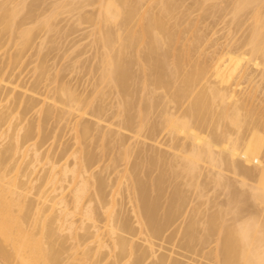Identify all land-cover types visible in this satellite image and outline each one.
Wrapping results in <instances>:
<instances>
[{
    "label": "bare ground",
    "instance_id": "bare-ground-1",
    "mask_svg": "<svg viewBox=\"0 0 264 264\" xmlns=\"http://www.w3.org/2000/svg\"><path fill=\"white\" fill-rule=\"evenodd\" d=\"M47 1H0V49L3 33L18 40L16 51L10 54L7 50V58L5 52L2 57L8 70L19 58L24 60L25 47L42 40L41 34L57 31L53 21L57 10L69 7L70 17L76 20L70 28L67 24L68 31L63 28L65 35L74 33L76 25L93 26L85 36L94 37L91 44L97 46V52L89 45L94 58L97 55L94 60L101 58L95 61L98 67L92 61L87 66L90 70L85 66V71L92 77L88 80L97 83L94 86L87 80L94 86L86 83L92 89L88 91V87V92H78L68 79L64 83L54 65L45 66L49 52L42 59L38 55L44 41L41 46L35 42L40 48L36 46L33 57L37 53L40 62H30L36 63L32 68L35 81L29 85L23 81L24 88L20 84L22 90L25 85L32 86L28 87L31 95L24 92L25 99L23 93L16 97L22 98L20 101H15L14 94L9 98L5 92L3 96V90L19 91V83L13 85L18 73L12 78L8 73L14 69L7 72L8 65L6 70L0 68V259L5 264H200L201 258L208 264H264V115L253 116L257 107L252 104L259 97L248 94L253 98L250 103L240 84L231 86L228 74L220 75L211 58L201 57L199 52V60L194 59L204 39L196 35L186 42L181 37L180 21L188 9L180 11L179 23L175 19L185 0H147L146 7L143 0ZM209 1L214 2L211 12L221 15H217L219 21L230 15L237 20L238 29L248 26L249 35L244 28L242 45L249 47L247 60L254 61L264 75V0L195 3L201 7ZM44 3H48L46 7ZM95 4H99L96 11H85ZM44 29L47 31L41 33ZM92 66L100 72L97 81L92 80L98 72L92 74ZM44 83L54 86L50 91L45 88L48 95L40 92ZM79 85L85 87V83ZM110 97L115 102L107 103ZM9 99H14V108L6 106ZM16 104L22 107L18 109ZM173 105H177L176 111ZM28 114L37 116L34 124L29 125L34 119L25 120ZM18 115L20 122L14 121ZM248 118L249 128L245 126ZM23 121L27 125H21ZM61 121H66L69 129L62 127ZM104 121L105 125L111 122L104 125L106 131ZM49 122L60 123L63 137L74 135L68 136L71 144L70 140L60 144L62 148L69 144L63 150L59 144L61 151L53 150L59 153L57 158L54 153L53 157L45 155L46 149L41 151L56 137ZM114 150L117 156L112 154ZM18 155L23 164L18 163ZM42 155L47 157L46 163ZM105 155L109 164L105 166L104 161L103 166ZM120 165L124 168L122 180L117 183L118 175L115 185H109L106 175H113L111 171ZM94 166L101 169L99 176ZM118 171L116 174L121 173ZM30 190L35 198H29ZM128 202L131 207L126 210ZM165 243L174 250L166 254ZM159 250L162 253L158 254Z\"/></svg>",
    "mask_w": 264,
    "mask_h": 264
},
{
    "label": "rangeland",
    "instance_id": "rangeland-1",
    "mask_svg": "<svg viewBox=\"0 0 264 264\" xmlns=\"http://www.w3.org/2000/svg\"><path fill=\"white\" fill-rule=\"evenodd\" d=\"M1 1V0H0ZM29 1V0H28ZM49 1V0H48ZM47 1V2H48ZM49 3V2H48ZM48 3H44L45 5V7H46V5L48 4ZM143 3L145 4V7L147 6V0H143ZM213 1H209V2H207V3H205L203 6H198L197 5V3H195V0H185V2L183 3V6L179 9V11L176 13V17H178V18H176L175 20H177V23H179L178 21L180 20V18H179V16L178 15H180L181 13H180V11H182V10H185V9H188V15L186 16V18L185 19H182L183 21H180V22H182L181 23V30H183L182 31V33H183V35H181V37L183 36V38H184V41L186 40V42L187 41H192V40H194V37L197 35V36H200V35H202V38L204 39V40H202L203 42L201 43V47L200 48H198L199 49V51H198V49L196 50V52H194V53H196V56H194V59H196V60H199V58L200 57H198L197 58V56H199V55H197V54H199V52H200V55H202L201 57H205V58H211L212 59V63L214 64V67H215V69L217 70V72L218 73H220V75H225V74H228V79H229V84L231 85V86H236V84H240V88L242 89V91H243V93H245L244 95H243V97H245L244 99H246V96H248V94L249 95H251L250 97H252V96H256V97H259V98H251V100L253 99V101H255L254 103H253V101H252V104H253V107H254V109L257 107V111L256 110H253V113L255 112V115H253V116H257L258 118H260V117H262L263 115H264V75H261L260 74V71L258 70V69H256L255 68V63H254V61H248L247 60V58H248V56H246L247 55V51H248V49H249V47L248 46H243L242 45V41H244V40H246V34H247V36L249 35L248 33H249V31H248V33H247V30L248 29H246V24H245V26H243L246 30H245V33L246 34H244V32H243V30H244V28L243 29H238V27H236V22H237V20H235V21H233L234 20V18L233 19H230L231 17H233V16H230L229 15V17L227 16L226 18L225 17H221L223 20H224V22H222L223 20L221 19L220 21L218 20L219 18L217 17V15H220V14H216V15H214V12L212 13L211 11H212V9H211V6L213 5ZM42 5H43V3H42ZM223 5V4H222ZM44 6H43V9H44ZM224 6V5H223ZM40 7H41V5H40ZM99 7V4H95L94 6H89V7H87L86 8V12L87 11H89L90 13L91 12H94V11H96L97 9L96 8H98ZM42 8V7H41ZM61 10H57V15L55 16V18H54V23L56 24V26H57V31H53V32H48L47 30H45L44 29V31L43 32H41V31H39V34H41V33H45V31H47L45 34H49L48 35V37H47V35H45V34H41V37L42 36H44L43 38H42V40L41 39H37L36 37L38 36V35H35V38L37 39V40H35L33 43H34V46L33 45H30L29 47H31V48H27V47H25V49H24V51L26 50V52H25V54H24V52L22 53V55L23 56H21V58L23 57V59L24 60H21L20 61V58H19V61H20V65L18 66V63H19V61H17V62H15V64L18 66V68H17V66H16V70H15V64L13 63V66H12V64H11V67H12V70L14 71H12L11 70V68H9L10 70H8V67H9V65L8 64H6V60H4L2 57L4 56V52H5V57H6V55L8 54V52H6L7 50L9 51V50H11L10 51V54H11V52H15L16 50H15V46H17V44H16V42L18 41L17 39H16V41L15 40H13V38H11V35L9 36V34H7L6 33V36H5V33H3V39H4V41H3V48L2 49H0V60H1V58H2V60L0 61V65H1V63L2 62H4L5 64H3L2 63V65L0 66V68L1 67H4L5 68V66L6 65H8V66H6V68H7V70H6V68H5V70L8 72H10V71H12V72H10V73H8L9 75L11 74V76H12V78H14V76L18 73V75L20 76L19 78H18V75H16L17 76V80H16V78H15V81H16V83L13 81V85H15L16 84V87H18L17 85V83H19V87L17 88L19 91H16V92H11V93H9L8 91H6V90H3L4 91V94H3V96L4 95H6L5 94V92H7V94H9V98H11V97H13V96H11L12 94H14V99H15V101H20V100H22V98L23 97H27L26 96V94H24V92H26L27 93V95H28V93H30L31 92V89H29L28 87H32V86H28L29 84H31V82H33V81H35V79H36V76H34V75H36V74H34V70L32 71V68L34 69V65L36 64H32V63H30L31 61L33 62V61H35V60H37V61H39L40 62V59H39V57L37 58V53H36V56H34L33 57V55H35L34 53L36 52V46L37 45H35V42H36V44L38 43L39 45L44 41V43H43V47L41 46V48L43 49V51H42V49H40L41 51H40V53L38 54L39 56H40V58L42 59V57L41 56H43V54H47L48 55V52H49V58H48V60L46 59V61L48 62V63H46L45 64V66L47 65V64H49V66H50V68H51V66H55L56 68H54L53 69V67H52V73H54V75L57 73L56 71H58L59 70V73L58 74H60L61 76L62 75H65V77H62L61 78V76L60 77H58L59 79H61V80H63L64 81V83H65V80L66 79H68L69 81H70V83H71V85H74L73 87L75 88H77V90H78V92L79 91H86L87 89H88V87L90 88V86H91V88L93 87V89H94V86H95V84L97 83V82H93V81H91V80H88V78H92L91 76H90V74L88 75L87 73H86V71H85V66L87 67L88 65H91L92 64V61H93V64L92 65H94V67H95V64L97 65V67L99 66V64H97L98 62H99V60H100V58H101V55L99 54V53H96V54H98V57H99V55H100V58H97V60H98V62H97V60H94V59H96V56H95V58H94V53L95 52H97V50L96 49H98V48H95V47H97V46H95L94 47V45L93 44H91V40H92V37H91V35H90V37H87V36H85L86 35V33L88 32L89 33V31L92 29V27H91V23H83V24H81V25H76L77 26V28H76V30H74V33H71V32H69L70 34H66L65 35V29H63L64 27L66 28V26H67V24H68V26L67 27H69L70 28V24L72 25L73 24V21L74 20H76V18H71L70 17V15H69V11H70V8L69 7H64V8H60ZM93 9H94V11H93ZM96 9V10H95ZM39 10V9H38ZM26 11V9L23 11L24 13H26L25 12ZM41 11V10H40ZM39 11V12H40ZM52 10H49V12H51ZM38 12V13H39ZM48 12V11H47ZM88 12V13H89ZM24 13H22V15H24ZM41 13V12H40ZM59 13V14H58ZM180 13V14H179ZM47 14L49 15V13H46L45 15L47 16ZM50 15H52V12H51V14ZM58 16V17H57ZM181 16V15H180ZM221 16V15H220ZM240 17V16H239ZM239 17H237V18H239ZM240 20H241V18H239ZM233 21V24H232V22H230L231 24H227L229 21ZM173 23H176V21L174 22V21H172ZM227 22V23H226ZM235 22V23H234ZM250 22V21H249ZM248 22V23H249ZM240 23V22H239ZM254 21H253V25H254ZM75 24V23H74ZM250 24H252V21H251V23ZM31 26V25H30ZM137 26V25H136ZM72 27V26H71ZM73 27H75V25L73 26ZM248 27V26H247ZM180 28V27H179ZM239 28H241V27H239ZM1 29V28H0ZM67 30L66 31H68L69 29L68 28H66ZM36 29H34V31H35ZM63 30H64V32H63ZM251 31H252V29H251ZM41 32V33H40ZM91 32V31H90ZM263 32H264V29H263ZM35 33V32H34ZM68 33V32H67ZM35 34H38V32L37 33H35ZM244 34V35H243ZM8 35V36H7ZM251 35V34H250ZM13 36V35H12ZM204 36V37H203ZM40 37V36H39ZM201 37V36H200ZM250 37V36H249ZM248 37V38H249ZM16 38V37H15ZM45 38H46V40H45ZM94 38V37H93ZM182 38V39H183ZM44 39V40H43ZM181 39V41H183ZM236 40H237V42H236ZM248 40V39H247ZM42 41V42H41ZM52 41H54L53 43H55L54 45L51 43ZM186 42H184V43H186ZM235 42V43H234ZM181 43V42H180ZM234 43V45L232 46V47H230L232 44ZM200 44V43H199ZM89 45H93V47H94V49H95V52H94V50L93 49H91L90 48V46ZM32 46H33V48H32ZM51 46H54L53 48L51 47ZM37 47H39V46H37ZM52 48V50L51 49H49V48ZM40 48V47H39ZM38 48V49H39ZM55 48V49H54ZM16 49H17V47H16ZM81 51V52H80ZM102 50H100V52H101ZM47 52V53H46ZM78 52H80L81 53V55H79V53ZM99 52V51H98ZM7 53V54H6ZM77 54H78V57H77ZM83 54V55H82ZM193 54V53H192ZM194 55V54H193ZM45 56V55H44ZM81 56V57H80ZM45 57H47V56H45ZM77 57V58H76ZM7 58V57H6ZM36 58V59H35ZM76 58V59H75ZM205 58H201V59H205ZM78 59V60H77ZM8 61V60H7ZM23 61V62H22ZM45 61V62H46ZM78 61V62H77ZM95 61L97 62V63H95ZM36 62V61H35ZM91 62V63H90ZM38 63V62H37ZM4 65V66H3ZM37 66V65H36ZM47 68H48V66H46ZM97 67H96V69H97ZM88 68V67H87ZM86 68V70L88 71V69L90 70V68H88L87 69ZM92 68H93V66H92ZM91 68V71H93L92 72V74L94 73V72H96L97 70L95 69V68H93L92 69ZM55 69H56V71H55ZM94 70H96V71H94ZM4 72V73H7V72ZM51 71V70H50ZM54 71V72H53ZM90 71V72H91ZM32 72V73H31ZM37 72V71H36ZM39 72V71H38ZM13 73V74H12ZM52 73L51 74H49V75H52ZM99 73V74H98ZM21 74V75H20ZM33 74V75H32ZM91 74V75H92ZM5 76H7L6 74H4ZM40 75V74H39ZM48 75V74H47ZM47 75H46V80H49V79H47ZM66 75H67V77H66ZM94 75L95 76H93V79L92 80H94V81H97L98 80V78L97 77H99V75H100V72H99V70H98V72H97V74L96 73H94ZM11 76H10V79L8 78L7 80L8 81H10L12 78H11ZM15 76V77H16ZM37 76H38V74H37ZM59 76V75H58ZM89 76V77H88ZM39 77V76H38ZM6 78V77H5ZM48 78H49V76H48ZM28 80V81H27ZM66 81L68 84H69V81ZM91 83V84H94V86L93 85H91V84H89V82ZM23 81H24V83L26 84L27 82H29L28 83V85H25V90H22V87L24 88V84H23ZM87 81V82H86ZM44 82V81H43ZM46 82V81H45ZM82 82H84L85 83V85H84V83H82ZM48 84H50L49 83V81L47 82ZM45 84L46 86H42L41 87V89H43V90H41L40 89V92L42 91V93H45L44 91H45V88H48V89H46V91H50V89H51V87L53 86H47L48 84ZM79 83H80V85H84L85 87H78V85H79ZM86 83H88L90 86H88V84L86 85ZM20 84H22V87L20 88ZM33 84V83H32ZM43 84V83H42ZM41 84V85H42ZM78 84V85H77ZM55 85V84H54ZM70 85V84H69ZM70 85V86H71ZM79 85V86H80ZM27 86V87H26ZM87 86V87H86ZM11 87H13V86H11ZM11 87H9L10 89H11ZM54 87V86H53ZM53 87H52V89H53ZM79 88H81V89H79ZM88 89V91H90V90H92V89ZM13 89V88H12ZM15 90H16V88H14ZM84 89V90H83ZM28 90H30V92H28ZM245 90V91H244ZM88 91H86V92H88ZM2 92V91H1ZM17 92H19V95H18V93ZM20 93H23V96H22V98L20 99V100H16L17 98L16 97H21V94ZM49 94V92H46L45 94H43V95H46V94ZM1 94V95H2ZM11 94V95H10ZM16 94V95H15ZM47 94V95H48ZM18 95V96H17ZM25 95V96H24ZM30 95H31V93H30ZM32 95H33V93H32ZM38 95H40V94H38ZM38 95H36L37 97H38ZM246 95V96H245ZM3 96H0V97H3ZM35 96V97H36ZM40 96H42V95H40ZM40 96L38 97V98H40ZM42 97H46V96H42ZM250 97L248 96V99H249V101H250V103H251V100H250ZM4 98H6V97H4ZM2 99V98H1ZM13 99V100H14ZM23 99H25V98H23ZM28 98H26V100H27ZM42 99V98H41ZM110 100L108 101L107 100V103H113V102H115V100H113V97L111 98H109ZM247 99V100H248ZM262 99V100H261ZM13 100H10L9 99V101H11V103L9 102V104L8 105H6V106H11V108H14V107H12V106H15V104H14V102H13ZM25 100V101H26ZM258 100H260V101H258ZM8 101V100H7ZM6 100H5V103L7 102ZM25 101H24V103H23V101H21L22 102V104H24L25 105ZM249 101H247V102H249ZM47 102H48V100H47ZM50 102H52L51 100H50ZM50 102H48V103H50ZM3 103H4V101H3ZM14 105H13V104ZM18 103V102H17ZM21 103H20V105H22ZM260 104V105H259ZM17 105V107H18V105L19 104H16ZM248 105H249V103H248ZM251 105V104H250ZM248 106V107H252V106ZM260 106V107H259ZM22 107V106H21ZM20 107V108H21ZM173 107H174V109H173V111H176L177 109H178V107H177V105H173ZM252 107V108H253ZM19 107H18V109H20ZM251 108V109H252ZM260 108V109H259ZM250 108H248V110H249ZM263 110V111H262ZM19 111V110H18ZM17 112V111H16ZM110 112V111H109ZM107 113V116L109 115V117H111L110 115H111V112L110 113ZM32 113V112H31ZM33 114H35L36 115V113H33ZM20 115H18V117H19ZM28 116H31L30 114H28L25 118H27V119H25V120H29L31 117H28ZM21 117V116H20ZM14 118V121L16 120V122H17V120L20 122V121H22V117L21 118ZM87 118H88V116H87ZM90 118V117H89ZM88 118V119H89ZM255 119L254 120H256L257 118L256 117H254ZM21 119V120H20ZM31 119H34V121L33 122H31L32 120H30V122H29V125H31L30 123H32V124H34V122H35V120L37 119V116H35V118H31ZM94 120V119H93ZM112 120V122L114 121H116V119L114 120V119H111ZM37 121V120H36ZM52 122H54V120H51ZM248 121V122H247ZM249 118L246 120V122H247V124H245V126L246 127H248L247 125H249ZM256 121H258V119L256 120ZM255 121V125L257 124V122ZM26 122V123H25ZM58 122V120H56V122L55 123H57ZM63 122V123H62ZM113 122V123H114ZM117 122V121H116ZM259 122V121H258ZM23 123H25L26 125H27V121H23L22 122V124L21 125H24ZM51 122H49V124H50ZM62 125V127H64V125H65V128H68V127H66V125H67V123H66V121H61L60 122ZM60 123H58V124H53L56 128H59V127H57V125L58 126H60ZM103 123H105V121L104 122H102V124ZM111 122H109V124H110ZM52 124V123H51ZM48 125V127H49V130H51V131H53L52 133L53 134H55L56 135V137H54L55 138V140H49V141H47L46 143H49L48 144V146H44V148L43 149H41V151H43L44 149H46V150H44V154L45 155H48V154H50V156H51V154L52 153H54V152H60L61 150H60V147H59V145L61 144V143H66V142H68L69 140H70V137L68 138V136L70 135L71 137L72 136H74V135H72L73 134V132L71 133V134H69L68 133V129H66V133H68L69 135H67L66 137H63V133L65 132V130L64 129H62V127L61 128H59V129H53V128H55V127H53V125ZM108 124V121H107V124L105 125V124H103V128H104V130L105 129H107V125H109ZM114 124H117V123H114ZM44 126H45V124H43ZM47 125V124H46ZM104 125L105 126H107V127H104ZM44 126H43V128H44ZM115 126V125H114ZM114 126H111V127H114ZM21 127V126H20ZM110 127V128H111ZM246 127H244L245 129H246ZM46 128V127H45ZM116 128H117V126H116ZM116 128L114 129V128H112L114 131L116 130ZM249 128V127H248ZM247 128V129H248ZM48 129V128H47ZM111 129V130H112ZM44 130H46V129H44ZM61 130H63V131H61ZM119 130V129H118ZM50 131V132H51ZM70 131V130H69ZM106 131V130H105ZM117 131V130H116ZM47 131H45L44 133H46ZM61 132H63V133H61ZM124 132V131H123ZM21 133H23L22 131H21ZM43 133V134H44ZM125 133V132H124ZM143 133V132H142ZM51 134V133H50ZM49 134V131H48V135H50ZM128 133L126 132V134L125 135H127ZM143 134H146L147 135V132L146 133H143ZM47 135V134H46ZM52 135V134H51ZM50 135V136H51ZM61 135H62V137H61ZM129 135H131V134H129ZM49 136V137H50ZM51 138H53V135H52V137H50V139ZM61 138V139H60ZM65 138V139H64ZM49 139V138H48ZM67 140V141H66ZM63 141V142H62ZM72 141H73V139H72ZM45 143V145H47ZM69 143V142H68ZM72 142H71V140H70V143L69 144H71ZM151 143V142H150ZM50 144H52V146L50 147V148H53V149H51L50 150V152L51 153H47V151H49L48 149H47V147L49 148V145ZM59 144V145H58ZM68 144V145H69ZM68 145H65V146H68ZM147 145H150L149 143H148V141H147ZM59 147V148H57V147ZM61 146V145H60ZM65 146H63V148H62V146H61V148H62V150L64 149V147ZM147 147V146H146ZM42 148V147H41ZM56 148V149H55ZM56 151H55V150ZM57 149L58 150H60V151H57ZM97 149V148H96ZM99 149V148H98ZM53 150H54V152H53ZM116 150V149H115ZM115 150L112 152V154L115 152ZM40 151V152H41ZM46 151V152H45ZM96 152H100V151H98V150H96ZM117 152V151H116ZM134 152L137 154L138 153V151H137V149L136 150H134ZM134 152H133V157H131V158H133L134 159V157H135V155H134ZM42 153V152H41ZM47 153V154H46ZM107 153V152H106ZM105 153V154H106ZM110 153V152H109ZM109 153L107 154V156L109 157ZM32 153H29V156H28V158L30 157V155H31ZM55 154V153H54ZM57 154H58V157H59V153H56L54 156H56V158H57ZM118 154H119V152H118ZM61 155V154H60ZM113 155H115V153L113 154ZM44 155H42V158H44V159H42V160H44V161H42L41 162V164L44 162V163H46L47 162V157H43ZM49 156V155H48ZM103 155H101V158H104V157H102ZM106 156V155H105ZM106 156V157H107ZM112 156V155H111ZM115 156H117V155H115ZM18 157H21V155H18ZM51 157H53V155L51 156ZM106 158V159H102L103 161V163L101 164V165H103L104 166V161L105 160H107L108 161V159L109 158ZM114 157V156H113ZM55 158V157H54ZM56 158H55V160H56ZM30 159V158H29ZM53 159V158H52ZM110 159H111V157H110ZM136 159V158H135ZM26 160V159H25ZM100 161H101V159H100ZM107 161H105V166H106V164L108 165L109 163L107 162ZM110 161V160H109ZM136 161H138L137 159H136ZM135 161V162H136ZM70 162V161H69ZM107 162V163H106ZM131 162H133V163H135L134 161H132L131 160ZM130 162V163H131ZM18 163H24L23 162V158L21 157V159L18 161ZM25 163H26V161H25ZM71 163V162H70ZM101 163V162H100ZM123 163V162H122ZM132 164V163H131ZM97 166L99 165V164H96ZM42 166H43V164H42ZM42 166H40L39 167V169L40 168H42ZM102 166V168H107V167H103ZM121 166V167H120ZM119 166V168H117V170L119 169V171H121V173H119V171H118V173L119 174H116L117 173V170L116 171H114V170H112L111 171V174H113V175H110V174H108V175H106V176H104L106 173H110V171H109V169H107V171H106V173L104 174V175H102V176H104L103 178H105L106 180H107V183L109 184V185H111L114 181H115V177L116 176H118V178L116 179L117 180V183H118V179L120 178V180H122L121 178H122V175H123V170H122V168H123V166L122 165H120ZM94 167H96V166H94ZM93 167V168H94ZM99 167H100V165H99ZM99 167H96V171L93 169V171H95V172H98V174L96 175V176H99L101 173H99V171L101 170ZM124 169V168H123ZM98 170V171H97ZM103 170V169H102ZM110 170H111V168H110ZM105 171V170H104ZM94 173V172H93ZM104 173V172H103ZM42 175V174H41ZM37 176V175H36ZM101 176V177H102ZM35 179L36 177H35V175L33 176V177H31V179ZM33 179V180H34ZM94 180V179H93ZM110 180L112 181L111 183H109L110 182ZM124 180V179H123ZM125 181V180H124ZM123 181V182H124ZM91 182H92V179H91ZM94 182H95V180H94ZM93 182V183H94ZM116 182V181H115ZM115 185V183H113V186ZM117 185V184H116ZM116 187V186H115ZM124 187H125V185H124ZM108 189H111L110 187L108 188ZM213 191H218V190H213ZM125 193H127L126 191H124ZM33 191L31 192V190H30V194H29V198H33L34 196H33ZM125 193H123V194H125ZM126 196H124V197H126L125 199L126 200H128L129 201V197H128V195L127 194H125ZM122 196V197H123ZM121 197V200L122 201H126L125 199H124V197L122 198ZM35 198V197H34ZM120 198V197H119ZM118 199V198H117ZM120 200V199H119ZM120 200V201H121ZM121 201V202H122ZM127 202V201H126ZM125 202V203H126ZM124 203V202H123ZM127 204L129 205L128 207L129 208H127ZM126 204V207H125V204H124V208H126V210L127 209H130V207H131V205L129 204V202ZM126 213V216H127V212H125ZM164 245V244H163ZM166 247H167V249L170 247V245L169 244H166L165 243V245H164V250L166 249ZM165 250V253L168 251H172V250H174V248L172 247V249H168V250ZM161 250H163V249H161ZM164 250H163V252H164ZM176 250V249H175ZM167 252V253H168ZM177 252H179L180 254H182L183 252L182 251H180V250H178L177 249ZM176 252V253H177ZM160 253H162L160 250L158 251V254H160ZM166 253V254H167ZM183 254H185V252L183 253ZM186 255V254H185ZM188 255V254H187ZM176 256V255H175ZM174 255H173V257H175ZM190 256V255H189ZM193 256H191V261L193 260L194 261V259L192 258ZM195 257V256H194ZM176 258V257H175ZM178 258V257H177ZM179 258H181V257H179ZM201 258V257H200ZM182 259V258H181ZM195 259H196V261H198L199 260V256H198V258L197 257H195ZM185 260V259H184ZM4 261V260H3ZM1 259H0V263L1 264H5V262H3ZM201 261V262H200ZM188 262H190V261H188ZM202 262H204L203 264H208L209 262H206L205 260H203L202 258H201V260H199V263L201 264ZM194 262H192V264H193ZM194 264H198V262H195Z\"/></svg>",
    "mask_w": 264,
    "mask_h": 264
}]
</instances>
